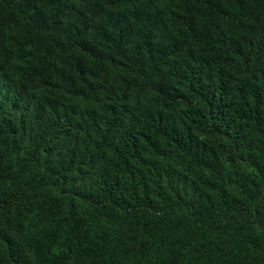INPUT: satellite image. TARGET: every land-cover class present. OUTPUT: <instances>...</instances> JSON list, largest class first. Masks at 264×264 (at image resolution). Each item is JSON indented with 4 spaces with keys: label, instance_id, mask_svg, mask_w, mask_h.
I'll list each match as a JSON object with an SVG mask.
<instances>
[{
    "label": "trees",
    "instance_id": "16d2710c",
    "mask_svg": "<svg viewBox=\"0 0 264 264\" xmlns=\"http://www.w3.org/2000/svg\"><path fill=\"white\" fill-rule=\"evenodd\" d=\"M0 264H264V0H0Z\"/></svg>",
    "mask_w": 264,
    "mask_h": 264
}]
</instances>
